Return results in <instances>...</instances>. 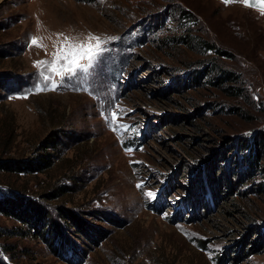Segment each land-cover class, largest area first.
<instances>
[{"label": "rangeland", "instance_id": "374dc122", "mask_svg": "<svg viewBox=\"0 0 264 264\" xmlns=\"http://www.w3.org/2000/svg\"><path fill=\"white\" fill-rule=\"evenodd\" d=\"M89 33L107 41L89 73L37 66ZM259 132L264 12L242 0H0V193L60 236L0 213L1 264H264V150L255 177L236 150Z\"/></svg>", "mask_w": 264, "mask_h": 264}, {"label": "trees", "instance_id": "16d2710c", "mask_svg": "<svg viewBox=\"0 0 264 264\" xmlns=\"http://www.w3.org/2000/svg\"><path fill=\"white\" fill-rule=\"evenodd\" d=\"M201 71L195 73V75L193 76L194 81H201L204 79V73ZM217 79L218 80L216 81L220 83V80H223L225 78L220 76L217 77ZM54 143L55 142L52 141L51 145L53 146ZM239 145L240 147H236V150L238 151V163L240 164V166L245 167V173L250 175V177H255V173L260 170L259 155L260 152L264 150V132H259V134L250 136L248 139L242 140L241 144ZM48 161L49 160H35L31 162L26 169L22 168L20 165H17V168L13 167L12 165L6 167L10 169L13 168L16 171L21 172H25L28 169L43 172L49 165ZM212 180H214L213 176ZM170 190L171 188L167 189L168 192H166V194H170ZM0 213L7 218L16 219L26 227L25 231H28V233H37L44 240H47L50 235L55 236L57 239L60 237L58 234L55 235V233H53L54 225L56 224V222L52 221L51 218L48 217L47 213L42 209V207H40V205L33 203L32 201H30V199H14L12 194L9 196V194L0 193ZM40 227H42L43 229L39 232ZM19 233L15 231V233L11 236H8V238L19 236L21 235V233L23 235H26L25 232H21L20 234ZM60 243L62 248L67 250L68 253L72 252L71 244L66 240V238H63ZM3 253L8 254L9 250L4 249ZM222 256L223 255H221L220 257Z\"/></svg>", "mask_w": 264, "mask_h": 264}, {"label": "snow or ice", "instance_id": "6c2138e0", "mask_svg": "<svg viewBox=\"0 0 264 264\" xmlns=\"http://www.w3.org/2000/svg\"><path fill=\"white\" fill-rule=\"evenodd\" d=\"M227 4L231 0H224ZM245 6L257 7L264 12V0H242ZM58 36L63 35V33L57 34ZM115 39L113 37H108L107 40ZM95 41V44L92 43ZM107 41L99 36L89 33L85 38V41H77V38L64 37V40L59 46L54 45L55 52L52 54L53 59L51 61H37L38 67H47L48 71L53 75H58L63 81L65 77L71 80L73 77L80 73L87 74L89 70L95 66L98 62L100 53L104 51L102 45ZM32 44L34 46H42L39 43L38 38H32ZM86 60L87 63H81V61ZM63 61V63H61ZM40 83L35 86L36 92H42L47 90H56L58 87L56 81L53 79L52 75L45 74L44 72L39 73ZM50 81V83H48ZM117 113H111L110 123H114L117 119ZM113 131H118L119 126L114 127ZM130 151V149H129ZM140 187V185H138ZM148 196H154V193H147Z\"/></svg>", "mask_w": 264, "mask_h": 264}, {"label": "water", "instance_id": "95a60500", "mask_svg": "<svg viewBox=\"0 0 264 264\" xmlns=\"http://www.w3.org/2000/svg\"><path fill=\"white\" fill-rule=\"evenodd\" d=\"M243 6H245V4L242 2ZM247 8H250V9H254V10H258V11H261L259 8L257 7H248V6H245Z\"/></svg>", "mask_w": 264, "mask_h": 264}]
</instances>
